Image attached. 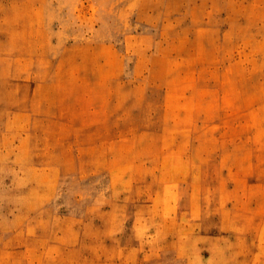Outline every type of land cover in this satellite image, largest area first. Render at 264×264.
<instances>
[{
  "label": "rangeland",
  "instance_id": "1",
  "mask_svg": "<svg viewBox=\"0 0 264 264\" xmlns=\"http://www.w3.org/2000/svg\"><path fill=\"white\" fill-rule=\"evenodd\" d=\"M0 264H264V0H0Z\"/></svg>",
  "mask_w": 264,
  "mask_h": 264
}]
</instances>
